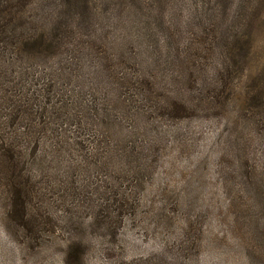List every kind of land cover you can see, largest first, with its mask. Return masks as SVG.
Segmentation results:
<instances>
[{
    "label": "trees",
    "instance_id": "1",
    "mask_svg": "<svg viewBox=\"0 0 264 264\" xmlns=\"http://www.w3.org/2000/svg\"><path fill=\"white\" fill-rule=\"evenodd\" d=\"M210 1L186 13L171 0H0V185L32 242L52 227L42 190L80 197L98 169L141 189L167 148L161 124L194 116L233 124L218 172L264 213V54L252 77L264 0ZM52 177L62 184L42 188ZM127 183L96 188L108 231L140 204Z\"/></svg>",
    "mask_w": 264,
    "mask_h": 264
},
{
    "label": "rangeland",
    "instance_id": "2",
    "mask_svg": "<svg viewBox=\"0 0 264 264\" xmlns=\"http://www.w3.org/2000/svg\"><path fill=\"white\" fill-rule=\"evenodd\" d=\"M171 1L186 13L207 6V0ZM258 49L252 77L259 73L264 45ZM232 125L200 116L162 123L167 148L151 168L144 167L150 171L141 189L135 178L117 182L109 171L98 169L79 181L88 194L44 195L42 190L37 205L52 227L37 242L7 220V193L0 185V264H264L263 210L250 207L245 192L230 191L232 183L218 172L232 164L225 156L235 139ZM155 136L144 135L143 141L150 139L146 150L158 154ZM223 155L227 162L220 160ZM53 178L45 179L42 188L62 184ZM125 180L128 198L140 204L122 220L111 214L113 230L108 231L98 219L109 197L102 191Z\"/></svg>",
    "mask_w": 264,
    "mask_h": 264
}]
</instances>
